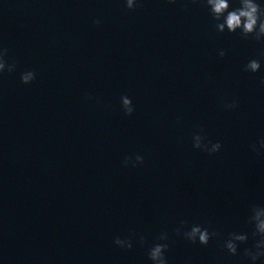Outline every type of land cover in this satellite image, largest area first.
Returning a JSON list of instances; mask_svg holds the SVG:
<instances>
[{"label": "clouds", "instance_id": "clouds-1", "mask_svg": "<svg viewBox=\"0 0 264 264\" xmlns=\"http://www.w3.org/2000/svg\"><path fill=\"white\" fill-rule=\"evenodd\" d=\"M169 3H175L176 0H168ZM200 2L208 9L212 20L215 22L214 27L218 33H237L241 38L247 40L252 39L257 43L264 44V3L261 0H238V6L233 7L232 0H200ZM125 7L128 10H135L138 6V0H124ZM94 24L99 25L100 20H94ZM224 49L218 51L219 57L223 58L226 55ZM9 50L6 47L0 46V75L5 72L11 74L16 70L17 63L15 60L9 62L7 59ZM264 56V51L261 53ZM261 70V61L259 59H249L244 65V71L257 73ZM36 78V73L27 70L21 73V83L28 85ZM261 85H264V78L260 80ZM121 108L126 116H131L134 113L132 100L124 95L121 98ZM238 107V102L232 100L225 103V110H232ZM193 148L209 155L219 152L222 148L220 142L212 143L207 141L203 134V129L193 134ZM251 150L260 155L264 151V137H261L257 144L251 146ZM144 157L142 155L126 156L123 164L125 167L133 168L143 165ZM249 224L253 225L251 236L254 243L251 247H245L242 255L248 261V264H257V261L264 260V206H252L251 214L248 217ZM177 236H181L186 241L200 245H208L209 241L218 235L216 232H209L205 227L199 224L188 225L187 221H180L179 226L175 229ZM157 241H167L169 235L167 232H161L157 236ZM140 243L144 244L143 236L139 238ZM249 235L247 233L231 232L223 242V247L231 256L241 255L240 246L248 242ZM115 245L122 249H131L133 247L132 237L120 238L117 236L114 239ZM167 243H154L148 249V258L152 264H168L165 253L168 251Z\"/></svg>", "mask_w": 264, "mask_h": 264}]
</instances>
